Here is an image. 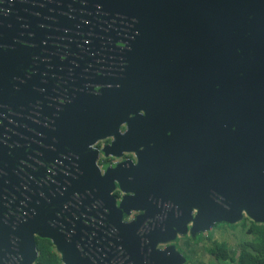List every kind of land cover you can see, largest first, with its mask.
Segmentation results:
<instances>
[{
    "label": "flooded vegetation",
    "instance_id": "flooded-vegetation-1",
    "mask_svg": "<svg viewBox=\"0 0 264 264\" xmlns=\"http://www.w3.org/2000/svg\"><path fill=\"white\" fill-rule=\"evenodd\" d=\"M145 12L0 0L2 219L22 209L42 221L36 258L43 243L57 264H185L195 241L228 224L209 223L210 207L240 200L264 106L243 104L236 58L226 96L225 47H210L206 28L178 36L172 10L167 28Z\"/></svg>",
    "mask_w": 264,
    "mask_h": 264
},
{
    "label": "water",
    "instance_id": "water-1",
    "mask_svg": "<svg viewBox=\"0 0 264 264\" xmlns=\"http://www.w3.org/2000/svg\"><path fill=\"white\" fill-rule=\"evenodd\" d=\"M109 1L110 5L117 9L145 10V13L157 11L162 17L159 19V27L163 26L162 21H170V15L166 11L172 10L176 21V24L172 25H175V34L178 36H195L204 32L203 27L206 28L204 35L207 36L210 47H225L226 60L225 65H222L221 74L226 78V96L235 91L233 59L236 58L240 61L236 68L241 99L245 102L243 104L264 106V0ZM163 27H170V23L164 24ZM235 52L238 54L235 55ZM215 77L218 78L211 73L210 84L216 87L218 79ZM212 85L211 91L218 94V90L215 92ZM243 90L246 91L242 92ZM251 91L253 95L250 94ZM213 99V96L210 97V102ZM256 133V157L241 162L243 173L234 184L239 186L240 200L236 201V206L229 205L225 209L210 207L209 223L219 220L233 223L241 219L243 212L257 222H264V128L259 127ZM5 211L6 207L0 204V264H33L36 258L34 233L41 236L47 234L44 232L42 221H34V218H29L22 209H18L19 217L15 218L16 221L11 225L2 219V213ZM206 212L199 209L196 218L208 215ZM35 216L36 219L43 217L42 208H39ZM205 227L208 229V226L193 223L191 229L194 233ZM51 236L53 242L58 245L56 234ZM178 258L179 262L183 260L179 253Z\"/></svg>",
    "mask_w": 264,
    "mask_h": 264
},
{
    "label": "trees",
    "instance_id": "trees-1",
    "mask_svg": "<svg viewBox=\"0 0 264 264\" xmlns=\"http://www.w3.org/2000/svg\"><path fill=\"white\" fill-rule=\"evenodd\" d=\"M234 224L240 225L245 237L238 239L234 248H231L226 241L213 239L205 247L206 252L222 264H264V222L243 218ZM43 246V243L39 244L40 253L36 263L57 264L54 255L46 256Z\"/></svg>",
    "mask_w": 264,
    "mask_h": 264
},
{
    "label": "rangeland",
    "instance_id": "rangeland-1",
    "mask_svg": "<svg viewBox=\"0 0 264 264\" xmlns=\"http://www.w3.org/2000/svg\"><path fill=\"white\" fill-rule=\"evenodd\" d=\"M243 215H245L244 212ZM247 219L249 220L250 217L247 216ZM206 234L210 235V239L204 236L203 241H195L188 251L189 259L185 264H222L206 252L205 247L210 244V241L213 239L226 241L231 248H234L238 239L245 237L240 225L234 223L213 227ZM201 237L202 235L200 234L198 238Z\"/></svg>",
    "mask_w": 264,
    "mask_h": 264
}]
</instances>
